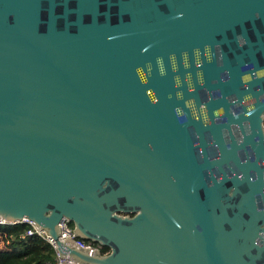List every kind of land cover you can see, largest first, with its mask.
<instances>
[{
	"label": "water",
	"instance_id": "95a60500",
	"mask_svg": "<svg viewBox=\"0 0 264 264\" xmlns=\"http://www.w3.org/2000/svg\"><path fill=\"white\" fill-rule=\"evenodd\" d=\"M1 220L76 264H264V0H0Z\"/></svg>",
	"mask_w": 264,
	"mask_h": 264
},
{
	"label": "built area",
	"instance_id": "2783aa9c",
	"mask_svg": "<svg viewBox=\"0 0 264 264\" xmlns=\"http://www.w3.org/2000/svg\"><path fill=\"white\" fill-rule=\"evenodd\" d=\"M28 225V227L23 225ZM21 227V229H18ZM59 227L65 234H75L73 225L68 218H63L59 222ZM29 236H40L50 242L56 250L58 264H76V262L68 255L61 256L56 248L55 240L44 230L37 227V225L29 220H20L18 222H0V254H9L20 250V246L15 245L14 237L19 240H25ZM77 242L83 243V238L74 237ZM86 248L99 247L100 243H93L86 240L83 245ZM101 245V252H102ZM107 253V252H102Z\"/></svg>",
	"mask_w": 264,
	"mask_h": 264
},
{
	"label": "trees",
	"instance_id": "16d2710c",
	"mask_svg": "<svg viewBox=\"0 0 264 264\" xmlns=\"http://www.w3.org/2000/svg\"><path fill=\"white\" fill-rule=\"evenodd\" d=\"M23 226L28 227L26 224ZM14 243L20 245V250L0 254V264H58L55 248L40 236H29L25 240L14 237ZM108 251H110L108 246L102 247V252Z\"/></svg>",
	"mask_w": 264,
	"mask_h": 264
},
{
	"label": "flooded vegetation",
	"instance_id": "af4514ba",
	"mask_svg": "<svg viewBox=\"0 0 264 264\" xmlns=\"http://www.w3.org/2000/svg\"><path fill=\"white\" fill-rule=\"evenodd\" d=\"M206 95H207L206 94V91L202 92V96L203 97H206ZM237 134H238V138H239V135H241V134L240 133H237ZM208 139H210V138H208ZM207 152H208L210 158H214V157H216L218 155V149H217L216 145H210V146H208ZM248 152H249L250 155H252V151L250 149H248ZM239 155H240V158L242 160H244L246 158L245 151H243V150H240L239 151ZM197 158H198V160L200 159V153H199V151H197Z\"/></svg>",
	"mask_w": 264,
	"mask_h": 264
},
{
	"label": "bare ground",
	"instance_id": "6f19581e",
	"mask_svg": "<svg viewBox=\"0 0 264 264\" xmlns=\"http://www.w3.org/2000/svg\"><path fill=\"white\" fill-rule=\"evenodd\" d=\"M0 222H2V223H6L7 221H5V220H1Z\"/></svg>",
	"mask_w": 264,
	"mask_h": 264
},
{
	"label": "rangeland",
	"instance_id": "374dc122",
	"mask_svg": "<svg viewBox=\"0 0 264 264\" xmlns=\"http://www.w3.org/2000/svg\"><path fill=\"white\" fill-rule=\"evenodd\" d=\"M18 246H20V245H18Z\"/></svg>",
	"mask_w": 264,
	"mask_h": 264
}]
</instances>
